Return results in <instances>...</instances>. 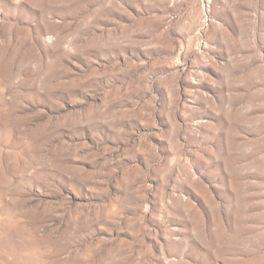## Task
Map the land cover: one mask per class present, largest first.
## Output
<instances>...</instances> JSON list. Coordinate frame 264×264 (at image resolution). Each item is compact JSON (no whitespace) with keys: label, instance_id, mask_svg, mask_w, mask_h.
Here are the masks:
<instances>
[{"label":"rangeland","instance_id":"374dc122","mask_svg":"<svg viewBox=\"0 0 264 264\" xmlns=\"http://www.w3.org/2000/svg\"><path fill=\"white\" fill-rule=\"evenodd\" d=\"M0 264H264V0H0Z\"/></svg>","mask_w":264,"mask_h":264}]
</instances>
